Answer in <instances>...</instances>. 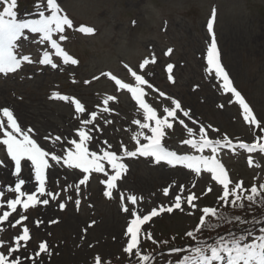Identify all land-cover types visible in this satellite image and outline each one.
<instances>
[{"label": "rangeland", "instance_id": "obj_1", "mask_svg": "<svg viewBox=\"0 0 264 264\" xmlns=\"http://www.w3.org/2000/svg\"><path fill=\"white\" fill-rule=\"evenodd\" d=\"M31 2L23 8L17 6L18 19L39 18L35 5L40 0ZM58 4L63 14L73 20L74 28L85 26L94 29L92 35L66 30L69 38L58 41L68 54L78 59L79 64L70 69L58 64L56 70L45 67L42 72L35 65H24L23 71L16 76L0 79V109L9 107L22 128L31 127L33 138L45 150L59 155L60 142L54 143L55 137L60 136L66 145L64 138H76L80 119L90 118L92 112L97 113V119L88 126L94 129L95 137L90 150L103 147L121 154L122 145L134 150L132 136L139 129L132 121L142 120V112L130 93L118 89L112 80L101 75L108 72L135 86L125 64L137 74L151 73L145 75L153 86L152 89L145 86V100L158 114L163 115V108L172 107L171 99L178 100L183 110H190L192 119L182 113L177 115L193 128L197 137L201 126L209 138L223 139L227 136L234 144L252 143L264 137V130H260L262 135H259L255 126L250 127L243 121L242 110L234 98L230 100L231 94L224 93L219 82L206 71V52L210 43L206 24L215 8L214 32L222 66L264 129V0H58ZM46 14L50 13L46 11ZM38 35L29 34V41L23 45V51L30 54L33 61L42 56L41 49H44V46L32 42L33 37L38 39ZM170 48L171 54H166ZM51 54L53 62H58L54 50ZM153 56L155 64L150 63L141 71L139 65L145 59L151 61ZM169 63L174 66V82L167 79ZM32 74H35L33 79H20V75ZM85 80L90 83L85 84ZM160 92L165 96H160ZM52 93L79 99L85 106V113L76 114L74 105L49 99ZM108 95L117 99L110 102V111L104 113L100 109ZM187 138V129L177 120L173 128L167 130L163 143L178 154H192L194 150L182 143ZM249 156L253 160L252 166L247 163ZM218 159L233 182L242 181L247 187L264 182V154L225 149ZM0 161L11 163L14 171V162H10L2 146ZM25 163L30 166V162H22L21 176L27 180L32 177L29 175L30 167H25ZM125 163L129 170L118 182V191L114 192L113 199L103 196L104 185L100 183L105 179L103 174L93 173L77 194L75 188L68 185H74L82 178L78 170L49 169L47 188L59 193V198L50 200L47 206L38 205L24 213L28 219L22 223L29 227L31 239L27 251L18 250L22 253V264H32L27 256L32 250H38L41 242H47L52 252L50 257H43V264H94L96 255L101 256L102 264H130L127 254L122 251L126 214L121 211L119 191L137 195V206L145 214L152 208L173 203L181 185L185 187L183 196L195 194L199 197L194 201L197 208L192 215H189L192 210L185 204L184 211L161 213L142 226L141 236L146 237L150 233L156 241L169 238V234L184 235L199 222L200 208L219 206L217 201L222 189L210 179V174L202 173L195 177L185 169L153 165L145 158L126 159ZM13 179L7 168H0V187L5 188V196L0 197V201L14 197L13 193L6 191V186L12 184ZM170 185L166 197L162 190ZM24 187L31 192V185L22 186V190ZM209 188L212 190L208 191ZM68 196L73 200L67 201L63 211H58L57 205L65 202ZM77 198L81 200L78 211L74 205ZM21 211L18 206V212ZM18 218L17 213H13L9 221L15 222ZM41 219L43 223L37 227L36 221ZM52 219L59 222L49 226L48 221ZM9 221L0 226V243L4 248L15 246V236L20 232V225L12 228ZM91 221L96 223L85 234L82 229ZM150 242L143 240L145 252L154 246ZM90 244L94 246L89 247ZM175 257L174 254H161L157 263L163 264ZM132 263H136L135 260Z\"/></svg>", "mask_w": 264, "mask_h": 264}, {"label": "snow or ice", "instance_id": "obj_2", "mask_svg": "<svg viewBox=\"0 0 264 264\" xmlns=\"http://www.w3.org/2000/svg\"><path fill=\"white\" fill-rule=\"evenodd\" d=\"M16 8L17 0H0V79L16 76L23 71L24 65H35L42 72L45 67L56 70L58 64L60 67L67 66L69 69L71 66L79 64L78 59L68 54L58 41H66L69 38L66 30L92 35L94 34L92 27L79 26L74 28L73 20L63 14L58 0H46V4L44 0H40L35 5L36 14L39 18L18 19ZM46 11L50 14H46ZM216 19L217 12L213 8L206 24L210 36V43L206 52V71L219 82V87L224 93L231 94L230 100L234 98L235 104L242 110L243 121L250 127L255 126L256 129L264 130L253 114V110L241 93L233 86L229 74L222 66L214 32ZM29 34H39L38 39L33 37L32 42L37 46L42 45L44 49H48H41L42 56L35 61H33L30 54L23 51L24 43L29 41ZM52 50H54L58 62H53ZM171 52L172 49L170 48L166 54H171ZM155 62L154 56L151 61L145 59L139 65V69L143 71L146 65L155 64ZM124 67L134 78L135 86L122 82L121 79L108 72L101 73V75L114 81L118 89L127 90L131 94V99L135 101L142 112V120L134 119L132 121L139 129L132 136L135 142L134 150H128L123 145L121 146L123 148L121 154L105 150L103 147L98 150H90L89 146L95 137L93 136L94 129H90L88 126L93 125L97 119V113L92 112L90 118L80 119V126L75 131L76 138H64L67 141L66 145L60 136L55 137L54 143L60 142L58 148L60 154L58 155L42 148L37 140L33 138V129L31 127L22 128L9 107L0 109V146L6 149V155L10 158V162H14L13 171L11 163L5 164L4 161H0V168H7L14 178L12 184L6 186V191L13 193L14 197L6 201H0V226H3V222L9 221V217L13 213H17L19 218L15 222L9 221L10 226L15 228L20 225V232L15 236V246L4 248V245L0 243V249H2L0 250V264H22V253L18 250L24 249L27 251V245L31 239L29 227L22 223L28 219L24 213L38 205L47 206L50 204V200L55 201L59 198V193H54L47 188L49 169L58 167L78 170L82 174V178L79 179L78 183L68 185L69 188L74 187L77 194L81 190L80 186L86 185L93 173L103 174L105 179L100 180V183L104 185L103 196L107 199H113L114 192L118 191V182L124 179L129 170L125 160L139 158H145L153 165H166L173 169H185L188 173L194 174L195 177H200L202 173L210 174V179L222 189V194L218 196L217 201L219 206L200 208L202 215L199 218V223L194 230L186 233V236L192 239L193 244L169 249V255L183 254L179 256L175 264H264V218L254 217L247 220L242 216H229L223 211L226 207L244 209L245 201L248 202L249 208L252 205L264 208V183L259 186L253 184L249 188L242 181L233 182L224 165L218 159L219 154L225 149L232 152L240 149L250 154L257 152L264 154V137H260L252 143L234 144L227 136H224L223 139L209 138L203 126L198 129L199 135L197 137L196 133L193 132V128L188 127L185 121L179 119L177 115V113H182L184 117L192 119L190 110H183L178 100L171 99L172 107H165L163 108V115L158 114L157 110L145 100V86L149 89L153 88L149 81L145 79V75H151V73L137 74V71H133L127 64ZM173 68L174 66L171 63L167 65V79L174 82ZM34 75H20V79H33ZM94 79H99V77H94ZM75 82L73 80V83ZM84 83L88 84L90 81L85 80ZM159 94L162 97L165 96L163 92ZM18 99H22V97H18ZM49 99L74 105L76 114H84L86 111L85 106L79 99L69 95L52 93ZM116 99L117 97L114 95L106 96L100 110L108 113L110 111L108 105ZM77 119H79V116H77ZM177 120L187 129L189 138L184 139L182 143L194 150L192 154H178L177 151L170 150L163 143L167 130L172 129L174 122ZM108 122L111 123V121ZM192 123L195 124L196 121L193 120ZM45 139H48V137H45ZM108 147L111 148V145H108ZM206 152L209 154H205ZM22 162H30V166L27 163L24 166L30 167L29 175L32 178L26 180L21 176ZM247 163L249 166L253 165L251 156L248 157ZM25 185H31V192H29L28 187H24L22 190V186ZM170 187L171 185L163 188L164 196L169 195ZM211 190V188L208 189V191ZM184 192L185 187L181 185L178 194L174 196L173 203L167 207L152 208L146 214L137 206L139 203L137 195L125 191L118 192L121 211L126 214V231L123 232L125 244L122 251L127 254L130 264L133 260L136 264H155L156 257L144 251V239L151 240L154 245L168 243V241L157 242L150 233L146 237L141 236L142 226L151 221L153 217H157L161 213L171 214L174 210L184 211L185 204L192 210L189 215L193 214L197 208L194 201L199 197L195 194L183 196ZM3 196H5V188L0 187V197ZM142 199L143 197H140V200ZM72 200L73 197L68 196L65 202L57 205V210L63 211L66 208L67 201ZM221 201L222 204H220ZM74 205L78 211L81 200L79 198L75 199ZM18 206L23 211L18 212ZM89 207H92V205H89ZM209 217H211V221H208ZM58 222V219H52L48 221V225ZM41 223H43L42 219L37 220L36 226L38 227ZM95 223L96 221H91L82 231L86 234L88 228ZM234 223L242 227L209 239H203L199 235L203 231H214L219 227ZM244 225L247 226L244 227ZM83 238L82 236L81 239ZM172 239L174 240L175 237ZM93 246L89 245V247ZM51 255L52 252L48 243L41 242L38 250H32L27 258L32 261V264H43V257H50ZM94 264H102L100 255L94 257ZM169 264H172V261H169Z\"/></svg>", "mask_w": 264, "mask_h": 264}, {"label": "trees", "instance_id": "obj_3", "mask_svg": "<svg viewBox=\"0 0 264 264\" xmlns=\"http://www.w3.org/2000/svg\"><path fill=\"white\" fill-rule=\"evenodd\" d=\"M30 2H31L30 0L29 1L28 0H17V4H19L20 8L24 5L29 4ZM257 133L260 134V130H258ZM223 211L225 213H227L229 216H232V217L242 216L244 219H247V220H251L254 217L258 218V219L264 218V208L256 206V205H252L251 208H249L247 201H245V208L244 209L226 207L223 209ZM208 221H211V217L208 218ZM197 224H196V226H197ZM196 226L189 229L188 231L194 230L196 228ZM246 226L247 225H244V227H246ZM240 227H242V226L234 223V224L219 227V228L215 229L214 231H203L202 234H199V235L203 239H209L211 237L218 236L221 234H225L230 230L238 229ZM188 231H186L184 233V235H182V236H176V235L174 236L172 234L167 235V236H169V238L165 237V238L161 239L160 241H157V242L168 241L167 244L158 243V244L154 245L153 247H149L145 253L154 255L156 257L155 264H158L157 263L158 258L160 257V255L162 253L166 252L168 248L172 249V248L186 247V246L193 244L192 239L188 238L186 236V233ZM173 237H175L174 240L172 239ZM174 255H176V257H175V259L172 260V264H175V261L179 258L180 255H183V254H174ZM132 264H136V263H132ZM163 264H169V262H166Z\"/></svg>", "mask_w": 264, "mask_h": 264}]
</instances>
